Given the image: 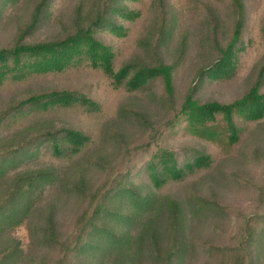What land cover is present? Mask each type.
Wrapping results in <instances>:
<instances>
[{
    "label": "trees",
    "instance_id": "1",
    "mask_svg": "<svg viewBox=\"0 0 264 264\" xmlns=\"http://www.w3.org/2000/svg\"><path fill=\"white\" fill-rule=\"evenodd\" d=\"M16 1L0 0V11ZM116 1L98 0L85 12L79 0L63 35L29 42L28 35L59 5L38 0L29 23L0 48V91L34 76L90 71L100 77L92 92L40 89L0 109V264L23 259V246L12 237L21 228L28 229L30 246L52 249L55 256L45 264H191L199 256L215 258L204 264H264V175L254 185L255 208L242 217L234 243L212 246L195 235L206 217L221 222L229 215L216 197L218 184L206 178L216 164L212 149L228 156L240 148V118L246 125L264 123L263 8L260 16L248 15L244 0H228V31L214 2L201 0L189 8L199 15L197 28H183V15L169 0H153L154 20L133 43L113 47L99 32H119L117 15L129 22L142 16L139 8ZM204 45L214 56L200 63L179 96L176 72L191 50ZM244 72L251 75L239 98H199L209 83L229 84ZM142 92L150 95L161 121L141 106L113 104L115 93ZM58 113L79 119L57 125ZM179 117L189 139L178 143L169 135ZM129 124L142 131L143 140L127 142ZM111 143L118 153L105 162L97 150ZM249 154L255 160L263 156L255 147ZM141 170L147 174L142 179ZM69 200L83 209L63 230L58 214Z\"/></svg>",
    "mask_w": 264,
    "mask_h": 264
},
{
    "label": "rangeland",
    "instance_id": "2",
    "mask_svg": "<svg viewBox=\"0 0 264 264\" xmlns=\"http://www.w3.org/2000/svg\"><path fill=\"white\" fill-rule=\"evenodd\" d=\"M97 1L98 0H83L85 12L90 10V8L94 9ZM152 1L153 0H117L116 3H118V5L123 3L135 10L136 8H139L142 16L137 22H129V19L117 15L121 26L120 31L116 33L115 31L104 29L99 32L101 40L113 47L118 45L121 41L130 44L133 43L134 35L138 34L141 27L145 26L149 20H154L153 15L155 10L151 4ZM37 2L38 0H17L13 6L9 4L10 8L7 5L2 11H0V48L9 46L15 39L18 30L22 29L29 23ZM58 2L59 5L57 8H51L47 12L45 20L28 35L29 42L41 41L63 35V29L71 25L73 22L74 7L79 0H58ZM196 2L201 3V0H169V4L174 7L176 13H178L179 16L183 15L181 19L183 28L191 26L197 28L200 20L197 16L199 15H193L189 10L191 5ZM210 2H214L213 4L215 5V8H217L219 15L222 16V21L227 26V30L230 31L228 0H210ZM244 2L248 15L255 14L256 16H260V9L263 8L264 11V0H244ZM124 34L129 37L123 40ZM127 47L130 48L131 46ZM213 56L212 51L206 45H204L200 51H196V49L191 50L186 62L184 61L183 66L176 72L174 86L176 89L175 92L179 93V96L183 94V91H185L189 85L200 63L212 59ZM172 59V54L166 55V60L168 62H171ZM250 75L251 73L244 72L242 76L229 84H226L223 81L214 85L209 83L201 88L199 98L202 101L216 99L224 102L239 98L248 88V78H250ZM99 79L100 77L93 72L82 71L79 73H70V75L64 73L61 76H34L24 81L15 83L10 82L8 83L11 84L10 87L15 88L8 91H0V109L25 94L40 89H50L54 87L73 89L81 88L83 91L92 92L97 87L96 82H98ZM101 81L103 82L104 80L101 79ZM149 97L150 95L143 92L135 95H128L125 93H115L112 95V98L114 99L113 104L123 102L131 107L141 106L146 114L151 117L156 116L157 120L161 121L162 114L160 115V111L155 109L149 100ZM77 119H79V116L77 115L73 117L70 114L58 113L54 116L55 121L53 122L57 125L64 123L74 124V122H77ZM240 119L237 123L243 129L244 134L240 142V148H238L237 151L234 150V152L228 156L223 153L221 154L218 149H212L217 150L215 158L216 164L212 165V168L208 169L206 173V178L212 179L215 181V184H218L215 189L217 199L222 205L227 206L229 209V215L226 220L213 222L210 217H206L199 223L197 226L198 228L196 227L198 230L195 233L197 238L201 240L202 243L208 241L212 246H225L234 243L235 237L240 230L242 217L253 212L255 208L254 185L261 183L264 175V123L259 125H246L243 123L245 121ZM183 126H185V121L183 118L179 117L174 130L169 135V137H172L174 134L175 142H186L189 139L185 138L187 135L183 130ZM126 132L128 134L127 142L136 144L144 138L142 131L132 124L128 125ZM111 147H113L112 143L108 144L105 150H97L101 160H105L106 162L110 157V154L113 153V155H115V153H118L116 149L114 150V148L112 149ZM254 147L259 149L263 155L261 160H255L249 154V151ZM113 150L114 152H112ZM111 162L113 164L114 161ZM94 172L93 169L90 171V174L92 175ZM140 172L141 173L138 174V177L141 179L144 175H147L143 170ZM235 173L245 181L241 182L239 179L235 178ZM199 175L200 174H198L196 178ZM95 179L98 180L99 178L95 176ZM201 179H204V177L202 176ZM82 209V204L71 203L70 200L66 201L58 214V224L60 229L67 230L70 228L76 213ZM12 237H15L21 242L25 251V255L20 264H45V262L50 261L55 256V254L52 253V249L43 245L34 243L30 246L29 231L26 228H21L12 232ZM213 260H215V258L211 259V257L208 256H199L195 262H192L191 264H204L205 261L212 263Z\"/></svg>",
    "mask_w": 264,
    "mask_h": 264
}]
</instances>
